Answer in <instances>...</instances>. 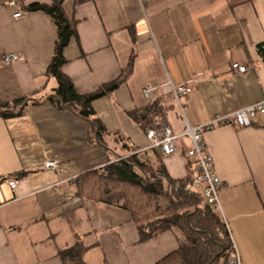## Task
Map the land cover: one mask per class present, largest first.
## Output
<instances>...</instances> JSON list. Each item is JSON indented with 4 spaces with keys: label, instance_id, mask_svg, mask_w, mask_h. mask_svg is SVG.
Wrapping results in <instances>:
<instances>
[{
    "label": "crops",
    "instance_id": "crops-1",
    "mask_svg": "<svg viewBox=\"0 0 264 264\" xmlns=\"http://www.w3.org/2000/svg\"><path fill=\"white\" fill-rule=\"evenodd\" d=\"M9 1L0 0V103L25 99L27 106L20 116L0 117V264H63L59 253L77 242L86 249V264H159L178 251L177 234L142 240L131 212L82 199L76 180L102 173L134 149L142 160L163 164L172 179L194 174L189 138L161 156L131 114L147 115L154 105L160 113L153 126L181 133L186 124L203 125L263 101L264 0H64L76 34L63 52L62 71L78 93L118 79L133 56L126 81L93 102L106 146L90 134L88 121L48 100L57 87L48 75L57 27L34 6L53 0H37L18 20ZM4 54L20 59L7 66ZM236 63L247 71L234 70ZM192 79L181 110L168 82ZM148 86L154 91L146 99ZM205 144L223 185L218 214L242 263L264 264V115L250 127L215 128ZM49 160L60 164L58 173L45 168ZM7 177L17 180L15 192Z\"/></svg>",
    "mask_w": 264,
    "mask_h": 264
},
{
    "label": "trees",
    "instance_id": "trees-1",
    "mask_svg": "<svg viewBox=\"0 0 264 264\" xmlns=\"http://www.w3.org/2000/svg\"><path fill=\"white\" fill-rule=\"evenodd\" d=\"M63 1L53 0L51 6H34L49 14L57 27L55 53L48 68V75L56 78L57 87L48 100L56 107L69 110L88 121L90 134L106 146V129L96 117L93 102L110 95L126 81L132 71L133 56L118 79L93 93H78L62 71L66 63L63 52L76 34V22L66 16ZM258 52L264 58V43L258 46ZM25 106V99L0 103V117L20 116ZM150 109L154 112L147 115L140 112L131 114L144 130L156 125L154 117L160 113L154 105ZM136 152L137 149H134L125 158L107 164L102 173L91 172L80 176L76 180L77 194L86 201L131 212L142 240L151 239L167 230L175 232L180 247L159 264H228L232 253L229 230L219 214L205 203L202 194L193 186L194 174L180 180L172 179L163 164L154 166L142 160ZM85 251L83 245L77 242L72 248L60 252L59 257L63 264H86L83 259Z\"/></svg>",
    "mask_w": 264,
    "mask_h": 264
},
{
    "label": "built area",
    "instance_id": "built-area-1",
    "mask_svg": "<svg viewBox=\"0 0 264 264\" xmlns=\"http://www.w3.org/2000/svg\"><path fill=\"white\" fill-rule=\"evenodd\" d=\"M37 0H10L8 6L14 11L13 17L15 19H22L25 17V9L35 3ZM20 57L17 54H4L1 58L4 65H13ZM232 68L245 73L247 67L238 63L233 64ZM195 80H189L186 83L174 84L168 82L171 89V94L174 100L179 104L182 110L183 99L192 91L195 86ZM154 91L151 86L143 90V95L149 99ZM258 115H264V100L253 105L244 107L234 113L227 115H217L211 121L191 127L186 124V128L181 133H174L169 127L157 128L150 125L146 130V136L149 141L150 148L157 149L164 157H169L178 151L177 142L183 137L190 139L191 146L187 149L186 155L194 162V177L193 186L202 187V197L205 203L212 207L216 213H221V204L219 195L222 190V182L214 169L213 158L208 151L205 144V134L215 128L226 125H236L238 127H250L253 120ZM45 168L52 172L58 173L60 171V164L57 161L49 160L45 163ZM12 192L16 191L17 180L14 178H4ZM230 233V232H229ZM231 235V234H230ZM228 264H243L239 252L232 240V253Z\"/></svg>",
    "mask_w": 264,
    "mask_h": 264
},
{
    "label": "rangeland",
    "instance_id": "rangeland-1",
    "mask_svg": "<svg viewBox=\"0 0 264 264\" xmlns=\"http://www.w3.org/2000/svg\"><path fill=\"white\" fill-rule=\"evenodd\" d=\"M229 236H230V242H231V245H232V238H231V235L229 234ZM231 256V255H230ZM230 256H229V258H230Z\"/></svg>",
    "mask_w": 264,
    "mask_h": 264
}]
</instances>
